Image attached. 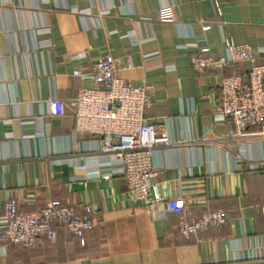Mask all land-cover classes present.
Listing matches in <instances>:
<instances>
[{
  "label": "crops",
  "instance_id": "obj_1",
  "mask_svg": "<svg viewBox=\"0 0 264 264\" xmlns=\"http://www.w3.org/2000/svg\"><path fill=\"white\" fill-rule=\"evenodd\" d=\"M213 1L0 0V217L7 196L32 214L50 200L97 207L85 246L60 229L55 242L34 248L4 253L0 246V264H264V140H245L238 152L218 140L232 128L214 118L223 73L199 74L190 64L193 54L223 57V36L264 49V0H219L222 17ZM166 3L174 5L176 23L158 20ZM43 28L51 33H39ZM130 32L141 43L133 44ZM108 55L119 60L120 78L153 87L145 118L170 142L153 156L164 170L154 180L163 199L183 196L193 218L223 210L224 226L185 240L165 201L147 213L123 178L82 170L96 157L89 150L94 137L72 139L73 111L51 116L48 102L57 96L70 103L94 88L74 72L88 74ZM258 61L264 64V54ZM237 66L249 71V64Z\"/></svg>",
  "mask_w": 264,
  "mask_h": 264
},
{
  "label": "built area",
  "instance_id": "obj_2",
  "mask_svg": "<svg viewBox=\"0 0 264 264\" xmlns=\"http://www.w3.org/2000/svg\"><path fill=\"white\" fill-rule=\"evenodd\" d=\"M213 4L216 16L222 17L219 0H214ZM108 13L105 10L100 15ZM158 20L176 23L174 5L163 4L158 11ZM223 27L221 24V30ZM203 29L209 30L210 24H205ZM38 32L50 34L51 30L43 28ZM128 36L133 44L141 43L134 32ZM223 40V57L193 54L190 56V64L199 74L225 70L229 65H251V71L223 78L214 113L216 122H229L232 125L226 136L218 140L222 143L225 141L230 150L238 152L245 140H264V133H248L250 128H264V64L258 61L264 49L251 44H237L227 36H223ZM47 45L51 46V43ZM209 51L210 48L201 49L202 53ZM152 58L146 57V63ZM118 63L119 60L108 55L98 60L88 74L76 70L74 76L92 81L95 87L81 89L70 103L57 96L48 102L51 116L63 117L69 108L73 111L76 124L72 139L84 135L94 137L89 150L96 157L94 160L91 158L82 170L89 169L91 172L87 177L91 178H123L129 191L147 213L152 212L155 204L165 201L166 212L178 218L177 231L185 240L205 234L212 227L224 226L228 222V215L223 210L208 211L200 218H193L183 196L163 199L154 180L164 170L154 166L153 156L157 148L169 146L170 142L166 133H160L157 124L145 118V112L152 106L153 87L135 86L120 78L116 72ZM164 68L168 71L174 69L173 66ZM105 169L108 171L103 172ZM259 209L264 215V200ZM96 213L97 207L91 204L77 209L59 200H50L37 213L32 214L21 211L17 198L7 196L0 217V246L7 253L11 244L34 248L42 241L55 242L59 226H64L85 246L88 236L96 227Z\"/></svg>",
  "mask_w": 264,
  "mask_h": 264
},
{
  "label": "trees",
  "instance_id": "obj_3",
  "mask_svg": "<svg viewBox=\"0 0 264 264\" xmlns=\"http://www.w3.org/2000/svg\"><path fill=\"white\" fill-rule=\"evenodd\" d=\"M220 73H223V76L224 77H230V76H232L234 73H239V69H238V66L237 65H229L225 70H221V71H219ZM250 129H252V130H255V129H260V130H264V128H260V127H254V128H250ZM249 129V130H250ZM58 235H59V230L60 229H63V230H65L66 232H68V233H71L70 231H68L64 226H59L58 228ZM72 234V233H71ZM73 235V234H72ZM74 236V235H73ZM75 237V236H74ZM76 238V237H75ZM58 239V238H57ZM79 240V239H78ZM79 242H80V240H79ZM81 244V243H80ZM12 246H21V247H23V248H26V247H24V246H22V245H15V244H11L10 246H9V249L12 247ZM8 249V250H9ZM26 249H30V248H26Z\"/></svg>",
  "mask_w": 264,
  "mask_h": 264
},
{
  "label": "water",
  "instance_id": "obj_4",
  "mask_svg": "<svg viewBox=\"0 0 264 264\" xmlns=\"http://www.w3.org/2000/svg\"><path fill=\"white\" fill-rule=\"evenodd\" d=\"M249 71H251V65L249 64Z\"/></svg>",
  "mask_w": 264,
  "mask_h": 264
}]
</instances>
